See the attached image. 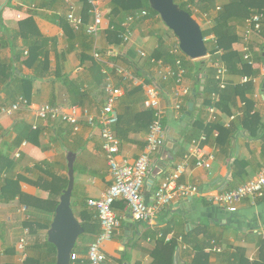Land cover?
I'll use <instances>...</instances> for the list:
<instances>
[{"label": "crops", "instance_id": "1", "mask_svg": "<svg viewBox=\"0 0 264 264\" xmlns=\"http://www.w3.org/2000/svg\"><path fill=\"white\" fill-rule=\"evenodd\" d=\"M191 1L183 0L189 4ZM228 3L229 0H216V7L207 12L192 5L189 7L196 13L193 17L203 32H209ZM250 3L252 7L242 6L241 9L251 11L252 15L259 10L264 14V0H250ZM96 6L103 23L98 36L93 37L92 52L85 54L93 60L99 54L109 66L110 70L101 84L91 73L92 63L89 61L84 65L81 62L84 37L80 35L78 42L71 43L59 19L67 17L71 8L83 18L80 0H0V74L7 75V67L12 65L14 78L34 77V68L24 64L29 51L28 43L35 40L36 32L50 40L43 73L32 78L29 107L11 117H0V154L8 156L13 162V166L1 178H21L22 192L34 200L48 202L56 199L60 202L62 195H52L41 185L55 177L57 187H64L69 179L68 155L74 154L72 208L80 223L87 220L91 229L90 234L77 242L73 262L80 264L88 261L89 247L99 237L98 233L92 231L96 224L100 226L97 212L89 207L88 202L100 199L108 191L113 184V176L103 149L101 130L90 127L86 115H98L102 110L106 100L105 84L109 77L122 87L124 96L119 100L116 111L119 116L127 117V128L131 130L123 141L118 139L117 160L122 165H133L147 147L148 131L144 126L148 117L144 115L150 109L146 105V91L155 87L161 98L167 147L161 151V160L158 153L151 157L150 171L143 188L146 202L153 204L162 183L175 173L188 154L192 141H186L184 135L191 136L201 124L204 128L215 126L213 132L201 134L207 137L202 147L207 156L213 157L212 167L209 170L197 168L193 162L188 166L179 183L197 186L202 196L189 202L174 200L159 215L155 228L136 222L127 205L123 201L117 202L114 206L117 227L113 238L103 246L107 256L105 264H152L151 252L162 249L165 244L156 232L165 227L171 228V233L182 238V241H178L176 264H193L197 257L196 250L207 243L210 247L209 242L213 240L217 241L223 252L216 254L208 247L201 253V256L207 254L208 260L201 258L197 264H264V198L255 202L243 201L236 213H230L215 203L216 198L245 185L264 169V31L261 34H248L247 23L251 17L244 22L230 18L239 36L238 41L233 43V50L245 57L244 49H249L250 75L229 73V95L223 99L219 97V107L216 106L219 101H214L217 109L215 122L210 121L209 107L204 105L201 98L191 102L194 107L187 120L183 117L189 108L184 114L183 109H175L176 83L173 80L162 81L156 67L140 58V51L150 57L166 46L165 30L158 24L159 18L149 14V18L138 20L131 26L132 38L129 43L117 46L108 43L106 34L110 28L111 0H96ZM90 15V22L84 24L83 31L94 21L93 10ZM207 46L212 50L213 46ZM104 53L107 56L104 57ZM134 62L139 63L136 70L131 67ZM117 68L126 70L130 78L128 82L124 83L117 75ZM1 77L0 108L13 104L9 102V94L1 83ZM193 77L194 74L188 72L182 85L191 92ZM205 78L206 72L199 77L201 90ZM186 99L183 97L184 106ZM43 105H51L64 112H76L79 131L75 132L71 125L61 121L39 119L38 110ZM33 130H39V136L38 139L34 138L35 142H30L28 137ZM54 216L21 206L18 200L9 204L0 203V225L6 228H2L5 232L0 234V247L4 251L0 264L19 263L17 247L27 229L23 226L24 222L40 218L41 224L47 225L50 220L53 222ZM46 231L43 227L36 234L30 232L28 257L29 254L33 257L39 254L43 242H38L35 236ZM189 231L195 233L196 242H183V237ZM7 236L12 237V243L8 242ZM10 246L15 250L14 258H10L12 260L8 259V254L6 256Z\"/></svg>", "mask_w": 264, "mask_h": 264}, {"label": "built area", "instance_id": "2", "mask_svg": "<svg viewBox=\"0 0 264 264\" xmlns=\"http://www.w3.org/2000/svg\"><path fill=\"white\" fill-rule=\"evenodd\" d=\"M182 2L183 0H178ZM93 5L94 21L86 28V33L92 37H97L103 23L102 15L97 9L96 0H90ZM220 10V9H219ZM149 12L144 10L130 16L123 24L125 29L121 35L124 44L129 43L132 38L131 26L138 20L147 18ZM69 23L76 31L81 30L84 26L83 18L76 15L75 9L71 8L67 15ZM264 16L262 14H254L248 20L247 33L261 34L263 28ZM206 45L213 46L211 52L206 58L210 67L214 69L215 79L218 83L219 89L225 90L228 87L227 77L229 69L223 61L224 51L219 47V39L214 34H209L204 37ZM208 47V46H207ZM179 45L171 49V53L175 56L180 55ZM245 60H250L249 49H244ZM140 56L147 59L149 56L146 52L140 51ZM97 60H101L99 54L95 55ZM151 63L156 67L159 78L164 82L174 80L177 88L174 96L176 99L175 109L181 111L183 109V97H188L191 90L182 87L185 78L186 70L183 67L180 59L176 62V68L167 65L163 60L152 59ZM117 75L123 82L129 81V74L125 69L117 68ZM107 74V72H105ZM248 82V79H245ZM105 104L98 115L87 114V122L92 128H100L103 139V149L106 153L108 165L110 167L113 184L108 191L98 200H91L88 202L89 207L97 212V217L101 225V234L97 240L89 247L88 264H105L107 256L104 252L103 246L110 241L115 233L117 227V217L114 213V205L117 202L124 201L127 208L130 210L133 219L136 222L144 223L150 227H156L159 215L169 206L174 200L180 199L186 202L193 198L202 196V191L197 186H188L179 183L180 177L187 170L188 166L193 162L197 168L211 169L212 156H207L203 149V143L206 142V135L193 139L188 154L185 156L183 162L177 167L174 174L167 177L162 183L161 187L155 195L153 204H148L143 196V188L148 177L151 165V157L158 152L166 141L167 136L163 125V111L161 106V98L158 90L155 87L149 88L146 91V105L148 109L154 113V120L150 125L147 135V147L145 152L138 158L133 165H122L117 160L119 153V141L116 137L114 128L118 124L119 115L116 111L119 100L124 96L122 87L115 84L109 77L105 84ZM214 101H219V95H214ZM30 102L25 97L21 96L13 104L0 108V117H11L14 114L27 109ZM210 121L217 120V109L215 104L209 107ZM38 118L41 120L61 121L69 124L77 132L80 129L79 118L76 112H64L59 108L51 105H43L38 110ZM1 128V122H0ZM264 198V169L256 175L252 180L239 188L226 192L215 199V203L220 208L236 213L238 206L245 200H256ZM30 230H25V235L21 238L18 244L19 263H24L28 258L27 249L29 247ZM174 233L165 237L166 242H170ZM159 238H163V234H159ZM182 241V238H178ZM209 250L213 253L220 254L223 252L216 240L210 242ZM4 255V251L0 247V257Z\"/></svg>", "mask_w": 264, "mask_h": 264}, {"label": "trees", "instance_id": "3", "mask_svg": "<svg viewBox=\"0 0 264 264\" xmlns=\"http://www.w3.org/2000/svg\"><path fill=\"white\" fill-rule=\"evenodd\" d=\"M80 2L82 3V15L84 18L83 22L84 24L85 23L87 24L90 22V19H91L90 14L94 7L90 3V0H80ZM175 2L179 4L183 10L190 13L192 16L194 12L191 10L189 5L197 7L198 9H200V11H203V12H207L210 9L216 7V0H192L190 4L185 3L183 1L179 2L178 0H175ZM242 6L247 8L246 6L252 7V4L250 3V0H229V3L222 9L220 14L218 15V18L216 20L217 22L213 30L209 32L204 31L203 33H204V37H206L207 35L211 33L215 34L218 37L219 47L223 49L224 51L223 61L227 65L229 69V73L249 76L251 72L250 70H252V67L250 64L251 62L250 60H245L244 56L240 55L239 53L233 50V43L238 41L239 36L237 35V32L235 31L234 27L231 25V22L229 21L230 18H232V20L235 19V20H240L244 22L247 18L252 16V12L244 11L243 9H241ZM144 10L148 11L152 17H158L160 19L159 15L151 9L149 0H111V12L109 14L110 28L106 31L108 43L114 44L117 46L124 44V42L121 39V35L125 31V29L123 28L124 22L130 16L136 13H140ZM262 12H263L262 10H259L258 12H255L253 14H262L264 16ZM59 19L61 21V25L64 27L65 33L68 34L71 43L78 42L80 35L84 37L85 46L83 47L84 53H82L81 55V62L82 64L85 65L87 62L90 61L92 63L90 70H91V73L94 75L95 80H97L100 84L103 83L106 79L105 72H109L110 70L109 66L107 65L106 62H104V60L102 59L96 60L95 58H94L95 60H93V58L85 54V52L87 51L92 52V48L94 45L93 37L88 35L86 33V30L83 31L84 26L81 28V30H79L81 32L76 31L73 28V26L69 23L67 17H59ZM263 31L264 30L262 28L261 33H263ZM35 36L37 38L35 37V40H32V42L28 43L29 51H28L27 59L24 61V64L27 67L34 68L36 72L34 77L37 78V76L43 73V69L45 66L44 58L47 52V45L50 43V40L42 36L38 32H36ZM70 49L72 50L73 48H70ZM105 56H107L106 53H104V57ZM108 57L110 59H113V57H110V56ZM141 59L143 60L142 57ZM152 59H155L157 61L163 60L165 64L170 65L173 68H176V62L178 59H180L182 61L183 67L186 70L187 74L188 72H191L194 74V77H193L194 85H193L190 96H188L186 99V105L183 108V114L187 111L189 103L196 102L200 98L204 101V105L206 107H210L214 104L213 97L215 94H218L220 99H223L225 95H229L228 87L222 91L219 89L218 83L215 79L214 69L210 67L208 61L206 60H200V61L194 62L193 60L186 57L182 52H180L179 56L173 55L171 53V50L167 48H164V49L161 48L157 50L152 56L144 60L150 65H152L151 63ZM131 67L132 69L136 70L137 68H139V63L134 62L131 65ZM205 72H206L205 84L203 86V89L201 90L202 82L201 80H199V77H201ZM14 73H15L14 67L11 65L7 67V75L4 76L3 74H0V76H2L1 83L2 85L6 87L7 93L9 94V102L14 103L21 96L25 97L26 99L30 101L31 96H32V85H33L32 78L34 77L18 80L17 79L18 77L14 78ZM10 74L12 75V78ZM194 90L196 91V94H193ZM220 102L221 100L216 104L217 107L220 106L219 105ZM144 116L148 117L147 125H145L144 128L147 131H149L150 125L152 124L154 120V113L152 110H150L148 114ZM197 128L198 130L194 131L191 134V136L188 137L187 135H184V139L186 141L191 142L193 139L199 138L202 132H206L208 134L209 132L211 133L213 132V130H215V126H208L207 128L206 127L204 128L203 124L199 125V127ZM130 130H131L130 127L127 128V117L125 118V115L119 116L118 124L114 128L117 139H119L120 141H123L125 136L130 132ZM38 136H39V130H33L30 133L28 140L30 142L31 141L35 142L34 138L36 137L38 139ZM165 147H167V139L163 143L160 150L156 152L158 153L157 156L159 158H160L161 151H163ZM180 156L182 155H180V152H179L178 157ZM12 166H13V162L9 159V157L2 156L0 154V203L9 204L12 201L18 200L21 206H26L29 209H35L37 211L55 215L56 209L59 205V202L56 199L50 200L48 202L34 200L33 198L28 197L22 192L21 186H20V183L22 181L21 178H18L17 180H13L9 178H1L2 174L5 171H7L9 168H11ZM68 182H69V179H67V183L64 187L58 188L57 180L54 177L51 182H45V184H42L41 186L44 189L48 190L52 195L61 196L63 191L67 188ZM41 223H42V220L40 218H36V219H32V220H28L24 222L23 226L24 228H28L32 234L33 233L36 234L37 230L42 229L43 227H45L47 231L50 230L51 225H52V220H50V222L47 225H42ZM82 226L85 230V233L79 238V240L82 239L85 235L90 234L91 227L88 226L87 220H83ZM92 232L94 234L98 233L100 235L101 225L99 226L96 224ZM171 232H172L171 228L169 227H165L164 229L157 230L156 235L159 237V234H163V238L161 240L165 244L162 249H154L151 252V255L153 257L152 264H176L177 263L176 255L179 250L178 237L177 236L173 237V239L170 242L165 241V237L169 236ZM195 237H196L195 233L192 231H189L183 237V242L184 243L196 242ZM41 246H42L40 248L41 254L39 257L29 256L24 263L9 262L7 264H56L57 250L55 246H53L52 244L48 242V237L46 238L45 242ZM208 247L209 246L207 243L205 245H202L200 250H196L197 257L194 260L193 264H197L198 260L201 258H203L205 261L208 260L207 254L206 255L202 254L203 256H201V253H204L205 249ZM6 253L7 254L15 253L14 247L10 246L9 249L6 251ZM235 257L238 258V256L236 255ZM88 262L89 261H84L80 264H88ZM72 264H75L73 260H72Z\"/></svg>", "mask_w": 264, "mask_h": 264}, {"label": "water", "instance_id": "4", "mask_svg": "<svg viewBox=\"0 0 264 264\" xmlns=\"http://www.w3.org/2000/svg\"><path fill=\"white\" fill-rule=\"evenodd\" d=\"M151 9L156 12L166 27L173 32L179 41L181 52L193 61L205 60L209 55L204 40V33L199 22L183 10L175 0H149ZM196 94V91L193 92ZM194 104L189 103L188 112L183 117L191 115ZM74 154L68 155V188L63 192L55 216L48 231V242L57 250L56 264H72L74 250L79 238L85 230L76 218L72 208V196L75 185Z\"/></svg>", "mask_w": 264, "mask_h": 264}, {"label": "rangeland", "instance_id": "5", "mask_svg": "<svg viewBox=\"0 0 264 264\" xmlns=\"http://www.w3.org/2000/svg\"><path fill=\"white\" fill-rule=\"evenodd\" d=\"M194 14H196L195 12H194ZM254 15V14H253ZM197 16H199L198 14H197ZM157 22H158V24L159 25H161L163 28H164V32H165V41H164V43L166 44V46H165V48H167V49H169V50H171L172 48H174L175 46H177V45H179V41H178V39H177V37L173 34V32H171L165 25H164V23L162 22V20H160V19H158L157 20ZM141 58V57H140ZM206 61H207V59H205ZM152 65H154V64H152ZM6 229V228H4L3 227V224H1L0 225V234H3L5 231L3 230V229ZM20 237V236H19ZM29 238H30V236H28ZM37 239H38V242H45V240H46V238L48 237V235H47V231L46 232H43L41 235L40 234H38L37 236H35ZM7 239H8V242L9 243H12L13 242V240H12V237H8L7 236ZM32 240H34L33 238H32ZM40 254H41V251H39V254L37 255V256H34V257H39L40 256ZM13 255L14 254H12V253H9L8 254V259H10V258H12L13 257ZM6 256H7V253H6ZM29 256H30V254H29ZM14 258V257H13ZM12 258V259H13ZM12 259H10V260H12Z\"/></svg>", "mask_w": 264, "mask_h": 264}]
</instances>
